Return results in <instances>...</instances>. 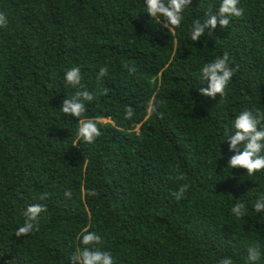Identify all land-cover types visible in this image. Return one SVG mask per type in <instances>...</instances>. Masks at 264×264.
I'll list each match as a JSON object with an SVG mask.
<instances>
[{
  "label": "trees",
  "instance_id": "1",
  "mask_svg": "<svg viewBox=\"0 0 264 264\" xmlns=\"http://www.w3.org/2000/svg\"><path fill=\"white\" fill-rule=\"evenodd\" d=\"M220 4L192 0L171 33L146 0H0V264H70L87 232L115 264H249L253 244L264 264V212L253 208L264 170L228 167L227 138L242 111H264V0H240L241 17L192 41L193 23ZM225 51L235 70L228 94L206 97L201 69ZM74 66L78 89L65 82ZM77 90L95 96L84 117L102 121L91 144L60 109ZM37 203L47 206L38 230L17 237Z\"/></svg>",
  "mask_w": 264,
  "mask_h": 264
},
{
  "label": "clouds",
  "instance_id": "2",
  "mask_svg": "<svg viewBox=\"0 0 264 264\" xmlns=\"http://www.w3.org/2000/svg\"><path fill=\"white\" fill-rule=\"evenodd\" d=\"M192 0H146L147 12L157 23L163 19V27L167 28L171 33L174 29L179 28L184 20V13L189 9ZM240 0H221L218 13L206 14L207 18L201 22L196 20L192 27L190 38L196 42L205 35L207 31L214 30L219 24L222 28H228L231 17H241L244 9L239 6ZM7 25V17L0 13V26ZM124 67L130 74L137 71L134 64H124ZM235 70L229 63V54L224 52L223 56L216 57L213 61L205 63L201 69V76L208 86L200 88L199 91L206 97L215 98L217 94L221 98L228 94V86L234 76ZM108 74L107 66L99 71L97 80ZM82 81L81 69L79 66H74L66 71L65 82L73 88H79ZM95 96L88 90L76 91V94L71 98H66L60 108L64 114L79 118L78 136L87 144L94 143L98 137L102 135L99 125L102 121L99 118H85L84 114L87 111L84 101H92ZM125 119H132L134 109L131 105L125 107ZM229 140V149L236 154L232 155L228 161V167L243 168L247 170V175L252 176L255 173L264 170V111L259 109H246L242 111L234 120L233 130L227 136ZM243 143L244 147L241 151L238 147ZM177 179L183 180V174H177ZM190 188L187 183L181 184L178 191L173 193L176 200H180L185 196V193ZM66 197H71V190L65 191ZM90 195L96 196L98 193L95 190L90 192ZM46 197L41 195L40 199ZM257 213L264 212V195L260 196L257 202L253 205ZM47 211V206L42 204H31L25 212V222L20 226L15 234L17 237L27 236L34 230H38L39 218L42 213ZM231 212L237 219L246 215V208L243 203L237 202ZM79 245L75 252L70 256V264H115L114 257L108 251L95 249L92 246L101 242V236L94 232H87L77 238ZM262 251L259 244H253L248 248L249 264H257L261 259ZM218 264H233L230 257L222 258Z\"/></svg>",
  "mask_w": 264,
  "mask_h": 264
},
{
  "label": "rangeland",
  "instance_id": "3",
  "mask_svg": "<svg viewBox=\"0 0 264 264\" xmlns=\"http://www.w3.org/2000/svg\"><path fill=\"white\" fill-rule=\"evenodd\" d=\"M103 121H107L106 119H103Z\"/></svg>",
  "mask_w": 264,
  "mask_h": 264
}]
</instances>
